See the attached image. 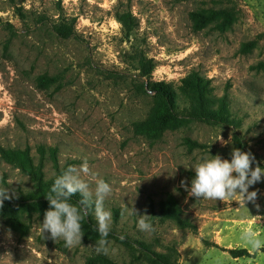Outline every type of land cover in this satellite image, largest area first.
<instances>
[{"label":"rangeland","instance_id":"374dc122","mask_svg":"<svg viewBox=\"0 0 264 264\" xmlns=\"http://www.w3.org/2000/svg\"><path fill=\"white\" fill-rule=\"evenodd\" d=\"M115 10L137 18L135 46L155 64L148 76L133 70ZM35 15L45 23L35 24ZM59 15L75 19L78 39L53 34L49 24ZM192 73L209 79L216 97L227 95L235 125L177 118L154 137L138 133L157 101L145 85L179 86ZM40 76L55 82L39 88ZM234 135L255 157L252 167L264 164V0H0V148L28 147L35 162L43 148L46 179L54 173L52 151L60 167L87 161L90 175L82 178L93 190L96 178L110 185L104 208L112 214L107 251L97 252L94 210L93 234L66 247L41 233L43 206L6 205L0 264H154L139 243L170 254L174 264H264V244L254 249L243 238L251 230L264 242V177L249 187L257 198L244 206L238 197L196 199L186 191L202 157L230 160ZM0 189L18 198L33 183L0 158ZM163 200L174 203L184 228L161 212ZM132 209L153 217L154 230L140 231ZM12 213L17 220L9 225ZM233 249L248 256L234 258Z\"/></svg>","mask_w":264,"mask_h":264},{"label":"trees","instance_id":"16d2710c","mask_svg":"<svg viewBox=\"0 0 264 264\" xmlns=\"http://www.w3.org/2000/svg\"><path fill=\"white\" fill-rule=\"evenodd\" d=\"M62 0H57L58 4ZM17 14L21 19L25 20L24 9L16 7ZM115 20L121 26L123 38L130 42V48L132 53L130 55V62L133 66V70L137 71L140 76H148L155 67L152 59L146 57L145 53L135 46L137 40L138 20L130 10H115ZM32 21L35 24H43L46 19L44 16L35 15L32 17ZM25 23V22H24ZM8 31L10 35H13L12 27L8 24ZM49 27L53 34L61 39H78L75 31V19L59 15L49 24ZM11 40L7 39L3 45V51L8 50ZM53 82L54 78L40 76L37 78V86L39 88L48 87ZM147 90L156 97L157 101L152 109L148 123L145 125H136L135 129L138 133L146 135L148 137H154L167 128V123L177 118H188L200 123L214 125V126H233L235 120L231 116L229 109V101L226 94L221 97H216L213 93V87L211 81L198 73H192L188 79L183 80L181 85L173 86L164 82H152L145 85ZM144 85H138L140 92H145ZM235 148L244 151V145L241 142L239 136L234 135ZM199 146V145H196ZM40 154L37 162L31 156L30 149L28 147L20 149H5L0 148V158L12 167L19 169L21 173L28 176L33 183V190L25 195H21L18 198H11L5 200L3 207L10 205L11 203L23 204V205H41L43 206V212L48 210L49 204L45 197L48 195L50 188L55 178L66 170L70 164L67 163L60 167L56 159L55 153L51 152V162L53 168V175L49 178H45V151L43 148H39ZM250 152V151H247ZM259 167L264 169V164H259ZM81 197L77 193L70 197V203L76 206L79 205ZM159 208L163 214H166L170 219L175 221L181 228L185 227L184 222L180 219V213L175 208V205L170 200H163L159 202ZM93 207L89 206L85 214H82L81 229L83 238H88L89 234H93L90 224V213ZM115 212V211H114ZM17 220L16 214L7 216V224L13 225ZM144 252L147 253L154 264H174L173 257L170 254L158 253L151 249V247L139 243ZM229 254L234 257L248 256V252L245 249L230 250ZM101 264H106L101 261Z\"/></svg>","mask_w":264,"mask_h":264},{"label":"clouds","instance_id":"9594fccd","mask_svg":"<svg viewBox=\"0 0 264 264\" xmlns=\"http://www.w3.org/2000/svg\"><path fill=\"white\" fill-rule=\"evenodd\" d=\"M222 146L227 142L219 138ZM255 157L250 152H242L233 148L230 153V160L215 156L206 155L192 166L194 177L190 187L186 191L196 199H209L220 201H233L238 197L239 202L244 206L246 202H254L257 192L248 189L250 186L261 181L264 177V169L258 165L252 167ZM235 174V175H234ZM90 175L87 161H84L79 168L69 166L58 175L45 199L49 208L43 214V220L39 224L41 233H48L53 241L62 239L66 247L81 245L83 237L81 229L82 214H86L89 206L93 207L97 221V231L101 239L96 243L97 252H106L108 241L106 237L110 233L112 214L104 208V200L111 193L110 185L101 178L95 179L94 190L82 176ZM185 181H181L184 186ZM7 189H0V208L5 200L10 199ZM79 194L81 199L79 207L70 203V197ZM137 227L142 232L153 231L150 219L146 214H138ZM254 221L261 220L259 216L252 217ZM254 249L261 248L262 242L251 230L245 232L243 237Z\"/></svg>","mask_w":264,"mask_h":264}]
</instances>
